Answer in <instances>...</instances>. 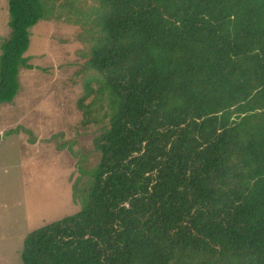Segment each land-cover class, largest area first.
Here are the masks:
<instances>
[{
    "label": "trees",
    "instance_id": "trees-1",
    "mask_svg": "<svg viewBox=\"0 0 264 264\" xmlns=\"http://www.w3.org/2000/svg\"><path fill=\"white\" fill-rule=\"evenodd\" d=\"M92 1L7 0L0 102L28 29L63 18L98 126L80 208L30 230L22 264H264V0Z\"/></svg>",
    "mask_w": 264,
    "mask_h": 264
},
{
    "label": "rangeland",
    "instance_id": "rangeland-1",
    "mask_svg": "<svg viewBox=\"0 0 264 264\" xmlns=\"http://www.w3.org/2000/svg\"><path fill=\"white\" fill-rule=\"evenodd\" d=\"M7 23V0H0V44ZM82 29L53 17L31 26L25 51L31 68L20 69L12 101L0 102V264H22L30 230L80 208L71 186L87 178L80 167L98 161V126L82 123L76 106L91 72L81 70L89 54Z\"/></svg>",
    "mask_w": 264,
    "mask_h": 264
}]
</instances>
